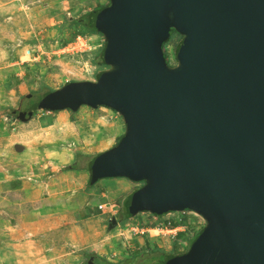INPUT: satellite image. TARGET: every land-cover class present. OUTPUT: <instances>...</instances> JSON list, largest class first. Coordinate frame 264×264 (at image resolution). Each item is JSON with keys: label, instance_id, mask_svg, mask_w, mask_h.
Segmentation results:
<instances>
[{"label": "water", "instance_id": "1", "mask_svg": "<svg viewBox=\"0 0 264 264\" xmlns=\"http://www.w3.org/2000/svg\"><path fill=\"white\" fill-rule=\"evenodd\" d=\"M93 18L110 70L47 108L123 119L94 183L144 184L135 216L203 218L183 264H264V0H109ZM172 30L176 68L163 50Z\"/></svg>", "mask_w": 264, "mask_h": 264}, {"label": "rangeland", "instance_id": "2", "mask_svg": "<svg viewBox=\"0 0 264 264\" xmlns=\"http://www.w3.org/2000/svg\"><path fill=\"white\" fill-rule=\"evenodd\" d=\"M93 1L0 0V125L3 130H18L21 122L36 119L39 123L38 129L31 131L22 144L15 138L16 130L10 136L0 134V181L4 166L19 161V158L13 160L14 154H20L16 146L26 145L28 155L21 156L24 163L33 161L30 155L39 147L38 157L50 151H69L71 158L78 159L74 167L78 172L76 178L81 184L87 182L84 189L76 192L82 197L76 199L73 208L61 213L51 227L38 225L43 221L32 225H0V264H88L92 257L113 264H140L133 256L143 252L146 255L155 251L188 253L193 240L206 228L203 218L190 213L164 214L158 218L139 214L129 219L134 212L132 198L143 185L137 186L123 178L101 180L93 185L95 177L86 172L90 171L92 157L115 148L126 134L123 119L116 112L82 107L74 115L66 111L64 117H56L54 113L59 112L48 114L38 109L46 106L50 90L60 91L69 83H96L99 74L110 70L102 64L100 49L105 48L106 39L99 33L90 36L94 51L77 50L68 54L66 50L82 35L83 28L72 27V20L93 12ZM98 4L108 6L109 1ZM182 40L175 33L163 47L171 68L178 66L176 50ZM30 50L32 58L40 56L38 61L27 56ZM36 104L37 107L33 106ZM13 119H18L14 127ZM63 123L68 124L65 131L47 130ZM86 150L89 155L83 154ZM54 184H58V189L64 187L58 179ZM13 187V191L19 189L18 185ZM16 199L11 203L29 206L17 195ZM33 214L31 211L29 216ZM138 222L146 224L140 226ZM169 224L188 227L180 233L184 237L167 233L166 229L172 228ZM151 227L156 232L142 235L132 230Z\"/></svg>", "mask_w": 264, "mask_h": 264}, {"label": "crops", "instance_id": "3", "mask_svg": "<svg viewBox=\"0 0 264 264\" xmlns=\"http://www.w3.org/2000/svg\"><path fill=\"white\" fill-rule=\"evenodd\" d=\"M96 1L98 3L100 1L102 3V0H94V8L96 7ZM47 113L50 114L49 112ZM64 113L66 112L57 114L54 113V116L64 117ZM38 118L40 119L41 116H38ZM17 120L18 119H13V121L11 122L13 127L15 126L14 122H16ZM38 124L39 123L36 121V119L28 123L21 122L20 126L17 128L18 130L10 128L8 130H3V127L0 125V134L4 133V135L10 136V132L16 130L15 138L17 139L18 143L22 144L23 140L27 141V137L28 135H31V131L38 129ZM60 125H54V128L49 127L47 128V130L51 128L55 129L56 131L58 129L59 132H62L65 131V128H67L68 124L66 125L65 123H63ZM42 132H44V129H42ZM16 147L17 149H19L20 154L13 153V160L19 158V161H12V163H7L3 168L4 172L1 173V176H3V180L0 181V192L3 195H0V225H32L36 224L37 222L43 221V223H39L38 225L51 227L53 226L54 221L57 219V217L61 215V213L70 210V208H73L74 205L78 202V200L76 199L78 197H82L80 195H77L76 192L84 189L83 186L84 183H87L86 180L81 184V182H79L76 178L78 172H76L75 170H68V168L75 167V165H77L78 159L77 157L76 159L70 158L65 163H59L57 159L54 158V155H57L59 157L70 155L69 151L56 153H51L52 151H50L49 153H47V155L38 157L37 155L39 153V147L32 152V155H30L33 161L24 163V160L22 161L21 156L28 155L26 153V145H18ZM83 154L89 155L87 150L83 152ZM7 160L10 159L7 158ZM87 174L88 173L85 172V175ZM56 179L59 180V184L63 181V188L58 189V184H54ZM13 185H18L19 189L17 191H13L15 189ZM16 195L19 200H24L29 206L18 207L16 206L17 203H11L16 202ZM31 211H34V216H29V213ZM137 221H141V219H138ZM139 224L140 226H144L146 223ZM153 230L155 229H152V227L145 228L143 230L136 228L137 232L141 231L149 233Z\"/></svg>", "mask_w": 264, "mask_h": 264}, {"label": "trees", "instance_id": "4", "mask_svg": "<svg viewBox=\"0 0 264 264\" xmlns=\"http://www.w3.org/2000/svg\"><path fill=\"white\" fill-rule=\"evenodd\" d=\"M109 1V0H108ZM107 6H102L100 4H98V2L96 1V7L94 9V11L90 14H88L87 16H84L82 18H80L79 20H72V27L74 28H77V30L79 28H83V30L80 32L83 36H91L93 34H97L98 33V30H97V27L96 25L93 23V13L94 12H100L102 11L103 9H105ZM88 20V21H87ZM175 34V31H171L170 32V35L168 36V38L166 39L165 41V44L164 46L170 41L171 39V36ZM163 46V47H164ZM100 57L102 58V64L104 67L108 68L109 67L107 66L106 64V61H105V48H101L100 49ZM102 74H99L98 77H100ZM71 83L67 84L65 87L69 86ZM63 90V89H62ZM61 91V90H60ZM60 91H53V90H50L49 92V96L45 102V107H39L38 109L39 110H43L45 112H49L51 113L48 108H47V102L49 100H51L52 98L56 97L58 95V93ZM35 107H37V104L36 105H33ZM100 109V108H99ZM70 112V111H69ZM61 113V112H59ZM71 115H74L75 113L73 112H70ZM78 113V112H76ZM29 121V120H27ZM26 122H23V123H27ZM121 141V139L118 141V143ZM114 149V148H113ZM112 149V150H113ZM112 150L106 152V153H103V154H100L98 156H95V157H92V165H91V168H90V171H87L86 172H91L92 175L95 177L102 169V165L104 163V161L107 159V157L110 155V153L112 152ZM69 171H74L75 168L74 167H70L68 168ZM78 171H84V170H78ZM139 184V183H138ZM93 185H96V183ZM145 187L144 185L139 188V192H137L133 198H132V201H131V205L132 207H134V205L136 204V202L138 201V199L140 198L141 194L143 193ZM188 212V211H187ZM173 212H170V213H166V216H168L169 214H171ZM175 214V213H174ZM134 212H132V215L129 217V219H132L134 218ZM138 220V219H137ZM204 233H205V230H203L192 242L191 246H190V250L188 253H184V254H177L176 252H172V253H166L164 251H155L153 252L152 254L150 255H146L145 252L143 253H139V254H136L133 256V258L136 260V258L138 259V262L140 264H183V262L185 261V258L188 256V254L194 249V247L197 245V243L203 238L204 236ZM179 236L181 238L184 237V235L182 234H179ZM88 264H113V263H110L108 262L107 260L103 259V258H99V257H92L88 260ZM123 264H129V262H124Z\"/></svg>", "mask_w": 264, "mask_h": 264}, {"label": "built area", "instance_id": "5", "mask_svg": "<svg viewBox=\"0 0 264 264\" xmlns=\"http://www.w3.org/2000/svg\"><path fill=\"white\" fill-rule=\"evenodd\" d=\"M77 40H76V43L71 44L70 46H68L66 48V50L68 51V54H70L71 52L77 51V50H84V52H91L92 50L93 51L95 50V46H94V49L92 48V44H91L92 43L91 42L92 38L90 36H86L85 37L83 35H80ZM77 43H79V44L77 45ZM32 55H33L32 51L31 50L28 51L27 56L31 60L38 61L40 59L39 55H37L36 57H33V58H32ZM136 185L140 186V185H144V184L139 183V184H136ZM187 213H190V214L194 215L195 217H200V216H198L197 214H195V213H193L191 211H188V212L186 211L184 213H178V214L175 213V214H177V215H181V214L182 215H186ZM169 226L172 227V228L171 229H166V231H168L167 233H169L170 235H173L174 237H177L180 233L186 232V229H188V227H186V226H184L182 224H174V226H171V224H169ZM164 229L165 228H162L161 231L164 232ZM132 230H133L134 233H139V234H142V235L145 234V232H137L136 228H133Z\"/></svg>", "mask_w": 264, "mask_h": 264}, {"label": "bare ground", "instance_id": "6", "mask_svg": "<svg viewBox=\"0 0 264 264\" xmlns=\"http://www.w3.org/2000/svg\"><path fill=\"white\" fill-rule=\"evenodd\" d=\"M49 130H53V131H55V129H49ZM54 158H56L57 161H58L59 163H65V162H67L71 157H70L69 155H67V156H65V157H59V156H57V155H54ZM151 232H156V230H153V231H151Z\"/></svg>", "mask_w": 264, "mask_h": 264}, {"label": "clouds", "instance_id": "7", "mask_svg": "<svg viewBox=\"0 0 264 264\" xmlns=\"http://www.w3.org/2000/svg\"><path fill=\"white\" fill-rule=\"evenodd\" d=\"M179 66V65H178Z\"/></svg>", "mask_w": 264, "mask_h": 264}]
</instances>
